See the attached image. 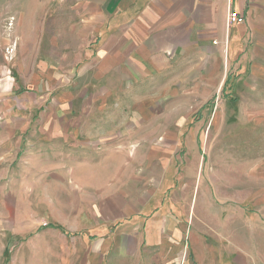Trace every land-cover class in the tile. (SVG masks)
Returning a JSON list of instances; mask_svg holds the SVG:
<instances>
[{"label": "crops", "instance_id": "crops-1", "mask_svg": "<svg viewBox=\"0 0 264 264\" xmlns=\"http://www.w3.org/2000/svg\"><path fill=\"white\" fill-rule=\"evenodd\" d=\"M232 9L243 24L227 23L225 0H50L63 30L36 68L62 94L0 99V240L48 264H258L216 246L229 201L208 182L188 230L198 179L166 158L168 123L215 75L233 69L264 90V0Z\"/></svg>", "mask_w": 264, "mask_h": 264}, {"label": "rangeland", "instance_id": "rangeland-1", "mask_svg": "<svg viewBox=\"0 0 264 264\" xmlns=\"http://www.w3.org/2000/svg\"><path fill=\"white\" fill-rule=\"evenodd\" d=\"M49 1L0 0V99L9 102L35 93L46 106L62 94L58 85L47 89L51 76L41 63L36 68L38 61L54 52L48 37L63 30L50 26L63 17L62 12H51L54 17L48 22ZM32 66L38 76H32ZM228 75L233 83L223 89L219 82ZM226 76L215 75V88L200 91L197 105L177 108L187 115L183 122L168 123V131L176 135L167 139L166 158L184 178L198 179L195 215L188 230L200 225L202 191L208 182L214 199L223 196L229 201L224 206L230 217L225 218L224 234L213 239L216 246H223L228 253H247L250 261L264 264V90L252 89L259 85L250 82V75L230 69ZM56 77L61 80L63 76ZM7 109L9 112L10 106ZM145 157L138 156L139 162H145ZM249 219L260 227L242 221ZM0 239L5 237L0 234ZM48 263L44 258L31 260L27 249L16 250L13 238L6 243L0 240V264Z\"/></svg>", "mask_w": 264, "mask_h": 264}, {"label": "built area", "instance_id": "built-area-1", "mask_svg": "<svg viewBox=\"0 0 264 264\" xmlns=\"http://www.w3.org/2000/svg\"><path fill=\"white\" fill-rule=\"evenodd\" d=\"M226 1V8H227V23L228 24H236L241 25L244 22V18L238 12L232 9V4L234 0H225ZM46 226V224H43Z\"/></svg>", "mask_w": 264, "mask_h": 264}]
</instances>
